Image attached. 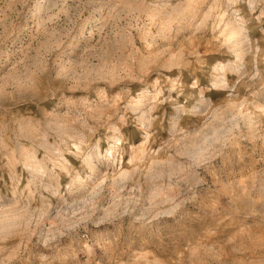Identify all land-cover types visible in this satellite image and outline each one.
I'll list each match as a JSON object with an SVG mask.
<instances>
[{
  "label": "rangeland",
  "instance_id": "374dc122",
  "mask_svg": "<svg viewBox=\"0 0 264 264\" xmlns=\"http://www.w3.org/2000/svg\"><path fill=\"white\" fill-rule=\"evenodd\" d=\"M0 264H264V0H0Z\"/></svg>",
  "mask_w": 264,
  "mask_h": 264
},
{
  "label": "bare ground",
  "instance_id": "6f19581e",
  "mask_svg": "<svg viewBox=\"0 0 264 264\" xmlns=\"http://www.w3.org/2000/svg\"><path fill=\"white\" fill-rule=\"evenodd\" d=\"M240 44H242V40L241 39H237L234 42V44H233V49L232 50H234V48H235V51L240 50V48H241ZM235 51H234V53H235Z\"/></svg>",
  "mask_w": 264,
  "mask_h": 264
}]
</instances>
